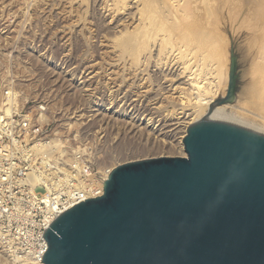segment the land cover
<instances>
[{"label":"rangeland","instance_id":"obj_1","mask_svg":"<svg viewBox=\"0 0 264 264\" xmlns=\"http://www.w3.org/2000/svg\"><path fill=\"white\" fill-rule=\"evenodd\" d=\"M127 1L129 0H0V103L4 86L12 85L14 90L20 91L22 100L26 97H35L38 92H41L40 97H44L49 102L51 120L57 125L60 134L70 137L73 143L75 139H81L91 144L105 164L120 165L163 156H187L183 139L188 129L200 121L201 115L196 116V121L191 120L192 117L183 113L178 99H174L171 93L168 94L169 101L164 99L161 102V111L164 114L161 112L159 115L151 109L153 102L157 101L153 90L158 88L153 71L151 72V61L144 62L145 58L142 54L126 56L119 45L120 39L123 40L129 36L136 28L134 25L137 24L132 19V10L121 9L128 4ZM151 1L153 3H150ZM151 1H146V4H150L149 7L146 5L150 8L149 10L146 8L148 13L161 14L162 10L157 13L161 8L157 4L161 6L162 0H158L159 3L155 0ZM188 1H192L189 4L186 3L190 6L184 3L183 9L193 8L190 13L186 8V14L196 15L199 22H210L208 27L212 26L210 30L220 37L224 48L223 55H226V57L223 56L226 62L222 69L223 77H220L221 84L219 80L217 83L219 90L216 92L217 87L211 85V90L202 96L204 101L209 99L210 94L215 95L216 99L226 95L230 74L233 71L234 97L231 101L218 106H225L227 112H242L243 115H250L249 117L257 116L255 122L261 118V122L259 121L261 124L257 121L258 123L256 122V125L252 127L264 131L262 129L264 128V118L262 120L264 109L261 110L262 108L257 107L253 99L251 101V98L245 95L246 88L251 86L249 83H257L256 81H259L262 75L257 64V50L260 48V43L261 45L264 43V11L262 10L264 1L204 0L203 2L199 0L198 4L196 0ZM259 1L263 3L260 4ZM253 2L255 6L256 3L258 4L256 6L258 10L252 5ZM191 3L196 4L194 6ZM206 10L210 11L208 15ZM257 13L259 14L256 17ZM189 15L191 22L194 20L198 22L195 17L191 15L193 18H190ZM188 17L187 20L190 21ZM111 18L112 22H116L117 19L123 22L118 29L125 30L121 32L118 29H110L107 22H110ZM255 38L261 41L256 40V42ZM143 51V54L148 55L147 51ZM139 60L143 61L142 64ZM143 63L147 64V69L143 68ZM130 68L137 71L138 75ZM139 78L142 79L139 80ZM144 79H149L150 83ZM126 89L128 92H125ZM140 89L143 91L147 89V92L143 93ZM149 90L152 91L154 99ZM135 93L144 95L140 94L139 96H143L140 102L131 106L129 97L137 95ZM204 104H202L203 109L206 106ZM202 108L201 112H203ZM145 116L151 117L152 126H147ZM0 264L21 263L12 260L0 246Z\"/></svg>","mask_w":264,"mask_h":264},{"label":"water","instance_id":"obj_2","mask_svg":"<svg viewBox=\"0 0 264 264\" xmlns=\"http://www.w3.org/2000/svg\"><path fill=\"white\" fill-rule=\"evenodd\" d=\"M233 71L225 96L234 97ZM187 156L117 166L47 230L45 264H264V135L192 125Z\"/></svg>","mask_w":264,"mask_h":264},{"label":"built area","instance_id":"obj_3","mask_svg":"<svg viewBox=\"0 0 264 264\" xmlns=\"http://www.w3.org/2000/svg\"><path fill=\"white\" fill-rule=\"evenodd\" d=\"M40 93L22 100L4 86L0 103V246L21 264H45L51 224L102 196L119 166L103 163L91 144L60 134Z\"/></svg>","mask_w":264,"mask_h":264},{"label":"bare ground","instance_id":"obj_4","mask_svg":"<svg viewBox=\"0 0 264 264\" xmlns=\"http://www.w3.org/2000/svg\"><path fill=\"white\" fill-rule=\"evenodd\" d=\"M146 1H148V0H146ZM146 1L145 0H129V1H127L128 4H125L124 7L122 6L121 9L123 11H126V9L132 10V12H131L132 19L135 20L137 24L134 25L136 28L134 27L135 29L130 33L129 36L125 37V39L123 37H121V38H123V40L120 39L121 40V43L119 45H120V48L122 50V53L125 54L126 56L127 55H129V56H134V55H137L138 56V55H140L141 56V54H142V55H144V58H145L144 59V62L148 63L147 61H149V62L151 61V67H152L151 72L153 71L152 74L155 76V78H156L155 81H157V84H158V88L157 89H155V90L152 89L153 90V93H154V96H155V100H157L156 102H153L152 107L150 106L151 109L154 111V113H157L159 115L161 114V112H162L161 111L162 110L161 109V105H162L161 102H163L164 99L168 100L169 95H170L169 93H171V95H172V97L174 99L175 98L178 99V101H179L178 103H179V105L181 107L180 109L183 111V113L186 114L190 118L192 117L191 120L192 119L195 120L196 116L198 117L199 114H200L201 117H200V121L198 123H200V122H211V121H228V122H232V123H235L237 125H240V126H242L244 128H249L251 130H254L255 132H259V133L261 132L260 134H263L264 135V133H263L264 131L259 130L257 127H252V126H255L256 125L255 123L258 121L257 120L255 122V120H256L255 118H257V116L256 117H249L250 115L249 116H248V114L247 115L246 114L243 115L242 112H241L242 114L241 113H238V112H227L225 110V106H214V102L217 100L215 95H211L210 94L209 99H207L206 101H204V98L202 96L204 94H206L208 90H211V88H210L211 85L213 87H217L218 80H219V84H221L220 83V77L223 75L222 74L223 73L222 72V69H223V67L225 65L224 63L226 62V61H224L223 56L226 57V55L225 54L223 55V49L224 48H223V44L221 42L220 37L216 33L214 34V32H212L210 30V28L212 26L208 27L210 22H202V21L199 22L198 21V18L196 17V15L193 16V14H191V15L193 17H195V19H197L198 22H194L195 20L193 22H191L192 20L189 19V17H188L189 14H186V12H185V10H187L188 8L185 7V9H183V6H185L187 2H188L187 4H189L192 1L189 2L187 0L186 3H185L184 2L185 0H162L161 1V3H162L161 6L159 4H157L159 6V8L160 7L162 8V9L160 8V10L157 9L158 10L157 13L161 12V10H162L161 14L159 13V15H156L155 13L154 14L148 13V11L146 10V8L149 7L150 4L149 5L146 4ZM149 1H151V0H149ZM196 1H198L197 2V4H198L199 3V0H196ZM205 1L203 0V2H205ZM245 1L246 2H249L251 0H245ZM263 1L262 2L259 1V3L261 4V3H263ZM155 2L159 3L158 0H155ZM230 2H229V4H231ZM150 3H153V1H151ZM184 3H185V5H184ZM236 3H237V1H236ZM250 3H252V2H250ZM194 4H196V3H194ZM194 4H192V5H194ZM203 4H205V3H203ZM146 5H148V6L146 7ZM244 5H246V4H244ZM252 5H254V2H253ZM252 5H250V6H252ZM257 5L258 4L256 3V6ZM262 5H264V4H262ZM262 5H261V7H262ZM186 6H188V5H186ZM199 6H200V4H199ZM256 6L254 5L255 8H256ZM202 7H204V6H202ZM254 7H252V8L254 9ZM261 7L259 8V11H260ZM101 8H102V6H101ZM192 8H191V10L188 9L189 10L188 11L189 13H190V11H192ZM207 8L209 9V7H207ZM147 9L149 10L150 8H147ZM151 9H153V8L151 7ZM231 9H233V8H231ZM246 10H247V8H246ZM256 10H258V9L256 8ZM262 10L264 11V9H262ZM207 11L208 10H206V13H207L206 15H208V13L210 12V11L209 12H207ZM203 12H204V10H203ZM191 13H193V12H191ZM194 13H195V10H194ZM115 14H116V12H115ZM258 14L259 13H257L256 17L258 16ZM191 15H189L190 18L192 17ZM100 16H102V15H100ZM106 16H108V15H106ZM103 17H105V16H103ZM187 17H188V19L190 21L187 20ZM209 17H211V16H209ZM257 19H259V18H257ZM205 20H207V19H205ZM210 20H211V18H210ZM252 20H253V18H252ZM250 21H251V17H250ZM122 23L123 22H119V19H117L116 22H112V18H111V21L110 22H107V25L110 27V29H113L114 30V29L120 28L122 26ZM211 23H213V22H211ZM255 23H257V22H255ZM213 26L215 28V25H213ZM127 27H129V26H127ZM263 27H264V25H263ZM123 29H121V30H123ZM118 30H120V29H118ZM254 31L255 30H253V32ZM256 32H255V35H256ZM115 33H117V32H115ZM126 33H128V32H126ZM259 35H260V33H259ZM254 40L256 41L258 39L255 38ZM117 42H119V41H117ZM110 46H112V45H110ZM146 49H148V51ZM112 50H114V49L112 48ZM143 50L147 51V53H148L149 56L146 55V54H143V52H144ZM257 51H258L257 64H258L259 71L262 73V75H261L260 80L259 81H256L257 83H255V84L254 83L253 84L252 83H249V84H251V86L249 85L250 87L249 88L248 87L246 88L247 90L245 92V95L249 96L248 98H251V101L253 99L255 101V103H257V107H261L262 108L261 110H263L264 109V43L262 45L260 43V48ZM118 55H120V54H118ZM125 55H123V56L125 57ZM120 56H122V54ZM120 56H118V57H120ZM152 57H154V59H151ZM123 59H125V58H123ZM119 60H120V58H119ZM139 62H140V60H139ZM142 62H140V63L142 64ZM129 65H130V63H129ZM146 65L147 64H144V67L143 68L146 67L145 69H147V66ZM131 67H132V65H131ZM131 70H134V69L132 68ZM140 70L141 69H139V71ZM143 71L145 72L144 69H143ZM134 72L136 73L137 71L134 70ZM134 72H133V74H134ZM139 74H140V72H139ZM245 75H247L246 72H245ZM242 77H243V75H242ZM257 78L258 77H256V79ZM141 79L139 78V80H141ZM149 79H146V80L144 79V80L145 81H148ZM153 81H151V82H153ZM142 83H145V82H142ZM154 86H156V85H154ZM213 87H212V89H213ZM217 88L215 89L216 92H217V90H219V87H217ZM147 89H149V88H147ZM147 89H145V91ZM126 91H127V89L125 90V92ZM140 91H142L143 93L145 92V91H143L141 89H140ZM150 91L151 90H149V92ZM211 92H213V90ZM127 94H129V93H127ZM135 94H137V93H135ZM140 94H137L135 96H132L131 95V97H129L130 99L128 98L129 99V103H130L131 106L137 105V102H140L141 98L143 97V96L142 97L139 96ZM126 96H125V99H126ZM145 96H147V95H145ZM152 96L153 95H152V91H151V97ZM123 98H124V96H123ZM202 98H203V101H202ZM152 99H154V97H152ZM149 100H151V98ZM142 102H143V99H142ZM148 102H151V101H148ZM159 103H161V104H159ZM204 103L206 104V106H204V108L206 110L202 108V106H203L202 104H204ZM142 107H144V106H142ZM201 108L203 109L202 110L203 112H201ZM142 109H144V108H142ZM207 109H208V111H207ZM149 110H150V108H149ZM115 111H117V110H115ZM141 113H143V112H141ZM162 113L164 114V112H162ZM252 116H254V115H252ZM158 117H160V116H158ZM263 118L264 117H262V120H263ZM144 119L147 120L146 121L147 126H152L150 124V123H152L151 122V117L150 118H147V116H145ZM176 119L178 120L177 117H176ZM153 120H155V119H153ZM169 120L171 121V119H169ZM190 121H189V123H191ZM259 121L261 122V118L259 119ZM183 124L186 127L185 123H183ZM132 127H134V126H132ZM140 128H142V126ZM262 129H264V128H262ZM174 131H176V129ZM148 133L149 132H147V134ZM178 140L180 141L181 139H178Z\"/></svg>","mask_w":264,"mask_h":264}]
</instances>
